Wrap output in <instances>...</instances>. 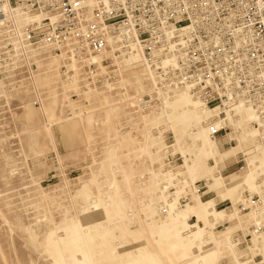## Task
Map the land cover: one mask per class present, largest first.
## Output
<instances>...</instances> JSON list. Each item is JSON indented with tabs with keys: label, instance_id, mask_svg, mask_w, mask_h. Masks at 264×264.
Listing matches in <instances>:
<instances>
[{
	"label": "rangeland",
	"instance_id": "obj_1",
	"mask_svg": "<svg viewBox=\"0 0 264 264\" xmlns=\"http://www.w3.org/2000/svg\"><path fill=\"white\" fill-rule=\"evenodd\" d=\"M34 55L31 80L0 75V264H264L252 114H218L138 50L108 63ZM194 102L210 112L204 131L187 120Z\"/></svg>",
	"mask_w": 264,
	"mask_h": 264
},
{
	"label": "built area",
	"instance_id": "obj_2",
	"mask_svg": "<svg viewBox=\"0 0 264 264\" xmlns=\"http://www.w3.org/2000/svg\"><path fill=\"white\" fill-rule=\"evenodd\" d=\"M4 1L0 75L31 80L34 50L47 46L63 59L107 63L138 50L155 73L174 76L172 84L218 114L250 110L264 135V0H8L14 10L40 16L24 26L6 14ZM110 70L121 72L116 63ZM209 128L216 135L225 126Z\"/></svg>",
	"mask_w": 264,
	"mask_h": 264
},
{
	"label": "bare ground",
	"instance_id": "obj_3",
	"mask_svg": "<svg viewBox=\"0 0 264 264\" xmlns=\"http://www.w3.org/2000/svg\"><path fill=\"white\" fill-rule=\"evenodd\" d=\"M2 6H3V8H4V11L6 12V14H9V13H11V12H14L15 14H16V16H17V19H18V21H19V23L21 24V25H26L27 24V22H24L23 20H22V17L24 16V15H26V14H29V13H23V12H21V11H19V10H14L11 6H10V4H9V1L8 0H5L4 2H2ZM32 19H34V18H32ZM47 47H49V46H47ZM47 47H44V48H47ZM35 51V50H34ZM35 57H36V55H34ZM35 79H36V77H35ZM34 79V83H35V80ZM0 89L1 90H4L5 89V85H3V82H0ZM186 91V90H185ZM184 94H185V92H184ZM176 95V94H175ZM184 96H186V95H184ZM182 97V96H181ZM188 97V96H187ZM186 97V98H187ZM187 101V100H186ZM175 103V102H174ZM185 103V102H184ZM176 104V103H175ZM201 104V103H200ZM180 105V104H179ZM182 105V104H181ZM181 105H180V107H181ZM185 104H183V106H184ZM187 105V104H186ZM193 110H192V112H191V114L189 115L188 114V116H187V118H189V119H187L188 121H191L192 122V124H193V126H195V127H198V128H200V129H202V131H204V126H203V124L201 123L202 121H203V119L204 118H206V117H210V112L208 111V110H206L204 107H202L201 105H199V103H197V102H194L193 103ZM189 106H191V105H189ZM200 107V108H199ZM242 111H245V110H242ZM242 113V112H241ZM246 116L245 117H249V115H253V113L251 112V111H249V110H247L246 111ZM168 117V116H167ZM251 118V117H250ZM168 119V118H167ZM158 120V119H157ZM156 120V121H157ZM159 121V120H158ZM171 128L173 129L174 128V124L172 123L171 124ZM208 132H209V130H208ZM210 134V133H209ZM199 136H201V135H199ZM214 143H213V145H209L211 148H217V144H216V142L215 141H213ZM217 150V149H216ZM257 156H252V158L250 159V163H255L256 165H257V163H258V161H256L257 160V158H256ZM256 170H257V168H256ZM251 171H252V169H251ZM253 172V171H252ZM254 174V173H253ZM221 179V178H220ZM219 179V180H220ZM218 193L219 192H221V193H223V192H225L226 191V187L223 185V183H219V185H218ZM200 194V193H199ZM205 202V201H204ZM203 202V204L205 205V208H206V204L207 203H204ZM99 204V203H98ZM100 205V204H99ZM80 212H81V210H79ZM85 213H87L86 211H85ZM118 252V251H117ZM119 255V254H118ZM136 260H137V258H136ZM138 260H141L140 258H138ZM150 264V263H149ZM152 264H153V262H152Z\"/></svg>",
	"mask_w": 264,
	"mask_h": 264
},
{
	"label": "crops",
	"instance_id": "obj_4",
	"mask_svg": "<svg viewBox=\"0 0 264 264\" xmlns=\"http://www.w3.org/2000/svg\"><path fill=\"white\" fill-rule=\"evenodd\" d=\"M216 217V218H215ZM214 218H215V220L216 219H221V217L218 215V216H215ZM260 234H264V232H262V233H260ZM257 239V238H256Z\"/></svg>",
	"mask_w": 264,
	"mask_h": 264
}]
</instances>
